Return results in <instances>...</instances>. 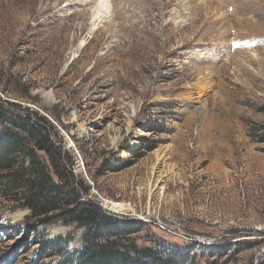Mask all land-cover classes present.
Segmentation results:
<instances>
[{
    "label": "rangeland",
    "instance_id": "obj_1",
    "mask_svg": "<svg viewBox=\"0 0 264 264\" xmlns=\"http://www.w3.org/2000/svg\"><path fill=\"white\" fill-rule=\"evenodd\" d=\"M84 1L0 0V104L47 127L82 201L137 224L119 248L264 264V0H108L90 36ZM219 146L248 168L235 189L198 164ZM21 197L0 187V264L83 250L84 226Z\"/></svg>",
    "mask_w": 264,
    "mask_h": 264
},
{
    "label": "trees",
    "instance_id": "obj_2",
    "mask_svg": "<svg viewBox=\"0 0 264 264\" xmlns=\"http://www.w3.org/2000/svg\"><path fill=\"white\" fill-rule=\"evenodd\" d=\"M0 122L4 125L0 131V174L4 183L0 187L10 192L21 191L19 201L35 218H65L86 228L83 250L66 254L62 264L185 263V255L179 252L158 255L152 249H144L140 255H133L127 247L116 246L115 241L134 232L137 224L105 215L98 205L82 201L80 190L63 183L74 177L63 166L62 148L51 139L47 127L1 104ZM40 153L48 157L51 166L40 162ZM24 156L30 160V168L15 169L17 161ZM62 253L63 249L57 254Z\"/></svg>",
    "mask_w": 264,
    "mask_h": 264
},
{
    "label": "bare ground",
    "instance_id": "obj_3",
    "mask_svg": "<svg viewBox=\"0 0 264 264\" xmlns=\"http://www.w3.org/2000/svg\"><path fill=\"white\" fill-rule=\"evenodd\" d=\"M77 2V1H76ZM81 2V1H79ZM84 2H89L93 4V8H95L94 10V14H93V20L90 24V30L88 35L90 36L92 33H94L96 31V29L98 28V22L99 20L107 15L108 11H109V2L108 0H85ZM33 3V2H32ZM81 4V3H80ZM32 11V10H31ZM117 11V10H116ZM118 12H120L118 10ZM29 13V12H28ZM32 14V13H31ZM45 14V13H44ZM123 14V13H122ZM125 18V17H124ZM118 19V17L116 18ZM36 20V19H35ZM49 20V19H48ZM120 20V19H119ZM46 21V20H45ZM128 26V25H126ZM126 28V27H125ZM64 31V30H63ZM133 32V31H132ZM135 41V40H134ZM138 41V40H137ZM138 44V43H137ZM142 44V43H141ZM85 44L82 43L78 48H77V52L79 50H81L83 48ZM146 47V46H145ZM141 48V47H140ZM76 56V55H74ZM198 84V83H197ZM182 138V137H181ZM183 141V139H182ZM184 147V146H183ZM196 149V148H195ZM208 149V148H207ZM199 151V150H198ZM197 151V152H198ZM187 152V151H186ZM227 152V148L226 146H219L218 148H215L214 150L209 149V151L204 153L205 160H203L202 158H200L198 164L200 166L204 165L206 162H210L212 166V169H215L216 174L213 175V182H214V189H221L222 185H223V180L224 178H227V180H230V186L231 188H234L235 186H237L238 183H240V180L243 179V177L245 178L246 174L248 173V168L243 166L242 169H239L235 163H238V157H233L232 155H230V158H228L229 156H227L226 154ZM235 152V151H234ZM237 152V151H236ZM199 153V152H198ZM190 154V153H189ZM201 154V153H200ZM203 155V154H202ZM186 156V154H185ZM188 157V156H187ZM186 158V157H185ZM189 158V157H188ZM207 158V159H206ZM202 159V161H201ZM215 161V162H214ZM242 162V161H241ZM233 164L235 167H233L234 172H227L226 170L223 169V165L225 164ZM191 164V163H190ZM207 164V163H206ZM238 165V164H237ZM243 165V164H242ZM172 170V169H171ZM175 171V170H174ZM170 172V171H169ZM173 172V171H172ZM204 174V173H203ZM201 175V174H200ZM203 179V178H202ZM226 180V179H225ZM205 181V180H204ZM243 181V180H242ZM208 182V181H207ZM212 182V183H213ZM227 184V183H226ZM245 186H247L248 182L246 180H244V182L242 183ZM211 185V184H210ZM225 186V185H224ZM235 189V188H234ZM244 189V188H243ZM116 209L121 208L122 206L119 205H115L114 206Z\"/></svg>",
    "mask_w": 264,
    "mask_h": 264
}]
</instances>
